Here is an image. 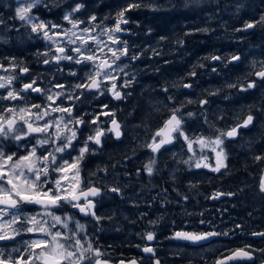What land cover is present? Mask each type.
<instances>
[{"label": "snow or ice", "instance_id": "6c2138e0", "mask_svg": "<svg viewBox=\"0 0 264 264\" xmlns=\"http://www.w3.org/2000/svg\"><path fill=\"white\" fill-rule=\"evenodd\" d=\"M53 3L59 6L57 0H53ZM19 5L15 9V17L29 27L37 38L48 42L45 45L47 51L35 53L37 63L52 67L48 69L51 73V79L47 81L49 86L41 87L39 81L43 73L33 74L16 57L9 58L7 65L0 62V70L11 72L0 76V90H3L0 92V104L8 102L0 106V264H112L111 254L94 241V237L88 234L87 225L81 221L87 217L94 225H98L105 219H111L98 215L97 205L106 193L122 194V189L104 183L109 171L107 166H97L94 171H86V161L98 152L102 154L110 138L123 143L124 126L108 103L101 101L102 111L80 115L78 110L74 114L75 103L66 105L65 101L83 103L82 97L88 99L90 95L98 99L105 93L115 101L128 99L131 93L124 89L137 83L138 75L131 71V62L140 61L149 52L148 48L137 51L139 46L130 44L129 39L125 38V34L136 35L131 30V24L135 21L131 20L128 13L140 9L142 4L137 0H126L125 5L111 18V23L104 24L103 21L109 20L110 14L99 18L90 15L87 20L78 18L76 14L85 9L86 5L77 2L63 16V20L71 25L70 28L32 15L34 8L49 7L47 0H19ZM0 24H3L2 18ZM257 24L264 26V16L255 23L245 22L243 28L236 31L246 32L254 29ZM196 31L206 33L209 29ZM184 35L190 36L192 33ZM0 39L3 37L0 36ZM160 42H168V37L161 35L157 45ZM176 43L183 46L184 40L177 37ZM150 50L153 56L161 55L158 47ZM202 59L217 62L223 69L232 65L230 72L241 70L243 64L241 56L235 54L222 56L210 53ZM65 68L69 69L67 77L72 78L74 83L65 84L57 79L58 75L64 74ZM197 68L203 69L205 64L198 62L193 65L187 77H196ZM211 71L218 73L219 70L213 66ZM25 79L28 82H24ZM184 80L182 77L180 81L162 88L166 94L165 99L171 102L163 104L168 115L152 132L150 142L143 147L150 149L153 154L163 155L162 149L169 151L167 146L180 144L192 153L182 161L190 168L210 169L215 173L227 170L226 142L235 141L243 135V130L251 131L255 127L256 117L252 114L254 105L247 106L248 114L242 120L237 117L234 124L219 128L214 121L209 120L210 100L207 97L219 96L223 88L240 92L258 87L264 89V60H253L243 77L238 76L232 83L225 82L222 88L204 89V94L196 99L187 98L191 93H183V100H178L176 93L169 94L170 87L177 90L193 88V83ZM242 80L245 82L242 83ZM32 93L38 94L37 98H42L44 102L36 103L30 98ZM193 104L199 105L197 111H186ZM212 115L216 120L224 119L223 113ZM261 116H264V111ZM101 117L105 119L101 120ZM199 117H203L207 127L204 132H200L199 128L193 132L189 121L195 120L199 124ZM83 129H90V133L84 136ZM10 142H15L16 150L12 149ZM21 147L25 149L23 153L19 151ZM131 151L135 155L136 149ZM207 152L214 154V166L208 162ZM125 158L131 160L132 156L126 155ZM253 159L264 161V155L254 156ZM155 163L156 160L150 158L144 166L149 176L154 172ZM261 191L264 192V182L261 183ZM221 195L231 196L234 193H216L212 198L217 199ZM32 208L39 210L30 211ZM77 216L80 218L77 219ZM149 223L155 224L156 221ZM200 223L205 221L201 220ZM24 235L35 238L24 241L20 246L8 248L10 243H15L17 238L22 239ZM221 235L228 236L229 233L182 229L175 231L170 239L199 244ZM252 235L264 239V232H253ZM142 238L153 241L156 238L155 232L148 231ZM142 251L154 257L156 250L146 245ZM257 251L261 253L260 264H264V249L258 250L251 245L232 250L215 264L240 260L256 264ZM117 264L126 262L121 259ZM127 264H138V261L132 259ZM154 264H160V260L156 258Z\"/></svg>", "mask_w": 264, "mask_h": 264}, {"label": "flooded vegetation", "instance_id": "af4514ba", "mask_svg": "<svg viewBox=\"0 0 264 264\" xmlns=\"http://www.w3.org/2000/svg\"><path fill=\"white\" fill-rule=\"evenodd\" d=\"M57 2L59 6H56L52 2V7L40 6L34 8L32 14H36L40 20H43L44 15L51 13V11L53 13L59 11L60 15L67 0H57ZM123 2L125 5L126 0H123ZM137 2L141 3L140 0H137ZM131 13L132 12L128 13V15L131 17L132 21H135V23L131 24V30L137 34L135 30L139 27L144 28L145 26L141 25L140 21L136 20V15ZM136 13H141V9L136 10ZM171 14V11L159 10L157 16L160 17L161 20L157 23H155V21L154 24L152 23L156 42H153L151 46L158 47L161 51V55L151 56V70L148 71L143 68L144 57H142L140 61L131 62L132 64L137 63L141 66H139L138 71H136L138 73L136 76L137 83L131 88L124 89L125 92L131 93L127 100L123 102L115 101L112 100L108 93H105L104 96H100L98 99L91 98L90 95L88 99L82 97L81 99L83 100V103L78 101H65L66 105L68 103H75L76 109H74V114L78 110V114L80 115H83L84 113L95 114L104 110L102 109L101 101L108 103L109 108L116 111L118 120L124 126V142L121 143L114 138H110L104 146V150L115 149L116 151L113 156V158H115L114 161H109V163L113 164L115 161H118V166L116 167H112L111 165L107 166L109 171L104 183L109 186L117 185L121 187L122 194L106 193L103 195L101 203L97 205L98 215L109 217L111 212H116L118 219L114 220V224L122 228L121 233L123 234L124 239L116 243L115 237H107L106 235H103L109 230L108 225H112L110 219H105L98 224H103L104 226L102 234H98L95 237V241L102 246L104 251L115 249L122 251V254H120L119 257L110 258L112 262L115 263L121 259L125 261L136 259L139 264H154V260L158 258L161 264H215L217 260L228 256L232 250L243 247L244 245H251L252 248L258 250L264 249V239L250 235L249 233L253 232V230L248 227V229L241 230V232H247L248 234L237 236L236 238H232L233 236H226L227 240L225 242H220L217 247L205 251L204 254H192L190 252L171 248V245L177 246V244L183 242L181 240L170 239L175 231L191 228L194 222L202 220L203 217L200 215L202 210L214 211L219 207L225 208L227 202L225 198H232L234 196L221 195L219 198L213 199L212 197L214 194H227L232 193L231 190H234L236 191L235 194H237V199L239 198V193L243 192L239 184L245 183H238L237 179H235L239 178L240 175H244L246 178L248 176L247 184L249 187L246 195H248L250 191L257 190L260 192L259 196L264 200V192L261 191L264 167L260 172L259 168L253 166L254 163L258 162L254 161L253 157L264 155V146H262L264 145V141H260V147L257 144L251 145L250 141L263 118L261 112L264 111V104H261L259 98L264 94V89L258 87L257 89H252L248 92H240L237 89L223 88L219 96L207 97L210 100L208 106V112L210 114L209 118L214 121L219 128H225L234 124L237 117L242 120L248 114L249 109L247 106L254 105L252 108V114L256 117V120L254 121L255 127L252 128L251 131L247 129L243 130V135L237 137L235 141L226 142L225 150L228 159L225 163L227 165V170L222 169L220 173L212 172L210 169L190 168L188 165L182 163V161L188 159L192 153L187 152L186 147L182 148L180 144H176L175 147L167 146L170 148L169 151H163L162 149L163 155L153 154L150 149L139 146L127 133V126L129 125L128 116L129 113H132L136 116L134 121L139 123L141 128L146 130V132L140 137H144L145 143L150 142L152 132H154L162 124L163 120L167 118L168 113L163 108V104H170L171 102L165 99L166 94L162 92V88L170 86L172 82L180 81L183 77L185 78L184 82L193 83V88H181L177 90L170 87L169 94H171V92L176 93L177 99L183 100L185 99L183 93H191L187 98L196 99L198 96L204 94V89L212 90L222 88L225 82H235L238 76H244V72L249 67L247 64L248 61L244 60L243 55L238 49H234V45H226L225 47L223 45L221 46V43L218 40H208L206 36L201 37L198 32L186 36L184 34L190 31L185 27L184 23L176 24V26L171 25L173 26L172 31H175H170V24H168L169 22L166 20L167 18H165V16ZM164 26H167L166 29ZM161 35L167 36L168 42H160L159 45H157V41ZM132 36L134 35L125 34V38L127 39ZM177 37L184 40L183 46L177 45ZM4 40L5 38L0 39V62L7 65L9 58L16 57V55L11 54V51L15 48L12 47L13 44L18 42V40H14L13 44H9V42L6 43ZM34 41H36L38 45L39 42H41L37 38ZM30 44L31 43L28 44V50L18 46L19 53L22 56L18 55L17 59L23 61L32 70L33 74H44L39 81L40 86L44 87L45 82L47 81V73L43 68L49 65H41L37 63L36 55H31ZM41 45L43 46V44ZM41 45H39L38 52L41 50ZM138 46L139 48L137 51L142 48L143 43L138 44ZM42 48L45 51V46ZM212 48H216V51H211L210 49ZM210 53L222 56H230L233 54L240 55L243 61V64L240 66L241 70L230 72L229 69L233 67L232 65H229L228 69H223L217 62L204 61L202 58L208 56ZM165 61H168V63H165ZM198 62L204 63L205 68H197L196 77H187V73L192 69V66L196 65ZM213 66L218 68V73L211 71ZM157 68H159V71H156ZM6 73L11 74L10 71ZM249 79L251 78L249 77ZM24 82L28 81L25 79ZM244 82L245 81L242 80V83ZM145 86H147L148 90H144ZM37 95L38 94L36 93H32L30 98L36 103H43V99H38ZM225 96L229 97V99H223ZM145 97L157 98L158 107L155 106V108H150L147 113L145 111V105L148 101ZM135 101L140 106H143V111H139V108H137L136 111L134 108ZM57 103H59V101H57ZM261 105L262 109L257 111L256 108ZM198 108L199 105L193 104L189 105L186 111L191 110L195 112ZM128 109H132L133 111H128ZM140 113L143 114L142 119L138 117ZM213 113H223L224 119L216 120L215 116L212 115ZM104 119V117H101V120ZM201 120H203V117H199V122ZM189 124L192 125V131L196 132V121L190 120ZM104 126L107 127L106 124ZM93 127H95V125H93ZM199 131L203 132V129H199ZM89 133L90 129H83L84 136ZM11 143L14 144V146L11 145L12 149L16 150L15 142ZM256 146L258 147L254 149L253 147ZM133 148L136 149L135 155H133L131 151ZM75 154L76 153H73V155ZM100 154L101 153L98 152L87 159L86 171H94L96 169V166H93L92 161L95 158L100 159ZM207 154L209 156L208 162L212 163L214 166V160L212 159L214 154L211 152H207ZM126 155L132 156V159H126ZM150 158H154L157 162L154 165V172L151 176H149L146 170H144V166L149 163ZM236 161L246 162L251 164V166H249L247 170L238 173V168L235 164ZM137 172H139V175H137ZM231 177H234L232 181ZM92 179L96 180V177H93ZM144 182H146L147 185H145ZM191 185H195V187H192ZM185 196L187 199H184ZM249 202L257 204L260 207L258 211L264 218V203H257V200H249ZM236 206L243 207L239 202ZM236 206L234 209L237 208ZM253 209H255V207ZM194 211L195 213L197 212V215ZM187 213H191V215H188ZM204 217L206 216L204 215ZM77 218L80 217L77 216ZM82 221L90 222L93 227L98 226L94 225L91 219L87 217ZM150 221H156V223L150 224ZM258 223L264 225V221L261 222L258 220ZM148 231L155 232L156 238L153 241H146L142 238L143 234ZM109 239L110 242L105 244ZM137 245L140 247L138 248ZM146 245L153 247L156 250L154 257L152 254L144 253L142 251V248ZM255 256L256 264H260L261 253L257 251ZM228 264H247V262L244 260L238 262L229 261Z\"/></svg>", "mask_w": 264, "mask_h": 264}, {"label": "rangeland", "instance_id": "374dc122", "mask_svg": "<svg viewBox=\"0 0 264 264\" xmlns=\"http://www.w3.org/2000/svg\"><path fill=\"white\" fill-rule=\"evenodd\" d=\"M101 1L108 3L114 0H101ZM140 1L142 4V8H140L141 13H136L135 10L132 11L131 14L136 15V20H139L141 25H144L145 28L139 27L138 29L135 30L137 34L128 39L132 44L135 43L136 45H138L143 43L141 49L144 48L149 49V52L146 54V56H144L145 60L143 62V68L148 71L151 70L152 68V61H151L152 53L150 49L152 47H155L151 45L153 44V42H156V37L155 34L153 33L152 23L154 24V21L155 23H157L161 20V18L157 16L159 10L172 12L171 15L165 16V18H167L166 20L169 22L168 24H170V31L173 30V26L171 25L176 26V24L184 23L185 27L191 33L198 32L201 37L206 36L208 40L209 39L218 40L224 47L226 45H234V49L236 50L238 49L240 51V53L243 55L244 60L248 61L247 63L248 65H250V63L253 60H264V26L257 24V26L254 29L248 30L246 32L236 31V29L243 28L245 22L255 23L260 19L261 16H264V0H140ZM47 2L49 6L52 7L53 1L47 0ZM77 2L84 3V0H67V2L65 3L66 7H64V9L61 11L59 15L60 18L59 23L63 24L65 28H70L71 25L68 24L67 21L63 20V16L66 12L71 11L70 6H73ZM123 5L124 2L122 0L120 7L122 8ZM143 5H147V7ZM19 6H20L19 0H14V1L0 0V18L3 19V24H0V36H2L3 39L5 38L4 41L6 43L9 42V44H13L14 40H18V42L13 44L12 47L15 48H13V50L11 51V54L16 55V58H18V55L22 56L19 53L18 46L22 47L25 50H28L29 43H31L30 44L31 55L34 56L35 53L39 51V47H40L39 45L43 44V46H45L48 42L42 38H37L35 33L30 32L29 27L24 26L23 22H21L18 18L15 17V9ZM112 7H113V3L107 6L103 5L100 8L99 11L100 14L97 13L95 15L98 18L108 16L109 12L105 14H103L102 12L104 10L110 11ZM85 14L89 15V6L87 5L85 9H83L80 13H77L76 16L80 19L87 20L89 16H86ZM91 15H93V11ZM34 16L37 17L36 14ZM110 21L111 20L109 19L103 21V23L110 24L108 23ZM84 26L85 25H81V27ZM166 27L167 26H164L165 29ZM203 28H208L209 31L206 33L196 31L197 29H203ZM35 37L41 41L39 42V45L36 41H34L36 40ZM43 46L41 45L40 52L41 51L44 52V49L42 48ZM210 50L216 51V48H212ZM45 51H47L46 47H45ZM132 65L133 67L131 68V71L133 72L138 71L139 66H141L140 64L138 65L137 63ZM50 67L52 66H47L43 68L47 73V79H46L47 81L51 79V73L48 71ZM53 71H54V67H53ZM2 75H9V74L0 71V76ZM61 76L60 75L57 76V79H59L61 82H65L64 79L61 78ZM47 81L45 82V86H49L47 85ZM73 82L75 81L73 80ZM144 90H148L147 86H145ZM0 92H3V90H0ZM146 99L148 101V103L145 105L146 107L145 111L147 113L150 110V108H155V106L158 107L157 98L155 99L154 97H149ZM259 100L261 101V104H264V100H262V97H260ZM7 103L8 102H3V104H7ZM3 104H0V106H3ZM134 108L136 109V111L137 108H139V111H143V106H140L138 103H136V101ZM256 109L257 111H260L262 109V105ZM128 111H133V110L128 109ZM138 117L142 119L143 114L140 113ZM135 118H136L135 115L129 113L128 116L129 125L127 126V133L129 134V136H131V139L133 141H136V143L139 146H143L145 144V140L144 137H140V136L144 134L146 130L141 128L140 124L134 121ZM196 127L201 130L203 129L204 132L207 126L204 125L203 120H201L199 124H196ZM262 134H264V116L261 119L258 129L254 132V135L251 138L252 140H250L251 145H256V144L259 145L260 141H264V135ZM11 145L14 146L13 143H11ZM257 147L258 146L253 148L255 149ZM19 151L23 153L25 149L21 147ZM114 153H116L115 149H105L103 153L99 155L100 159L95 158L92 161L93 166L96 167L97 166L104 167L108 165H111L112 167L113 165H115V167L118 166V161H115V163L113 164L109 163V161H114L115 159L113 158ZM239 160H243V159H239ZM235 164L238 168V173L247 170V168L251 166V164L242 161H236ZM253 166L259 168L261 172V169L264 167V162H256L253 164ZM233 179L234 177H231V181ZM235 179H237L238 183L245 182L244 184H239L243 192L239 193L238 199H237V194H235L236 191L231 190L232 193H234V196L232 198H225L227 200L225 208L219 207L217 210L214 211L202 210L201 213H203V215L201 216L203 217L202 220H204L205 223L201 224L200 223L201 220H199L197 222H194L191 228H185L183 230L195 231V232H208V231L228 232L229 233L228 236H233L232 238H236L237 236L248 234L247 232H241V230H245L248 228L253 230V232H264V225L258 223V220H260L261 222L264 221L263 216L258 211L260 207L257 204L249 202V200L251 201L257 200V203L260 204L264 203V200L259 196L260 192L257 190L250 191L249 194L246 195L248 191L247 189L249 187V185L247 184L248 176L246 178V176L240 175L239 178H235ZM144 184L147 185L146 182H144ZM238 202L241 203V206L243 207L236 206ZM235 206L237 208L234 209ZM254 207L255 209H253ZM37 210L39 209L38 208L30 209V211H37ZM195 214L197 215V212ZM204 215L206 217H204ZM109 217H111L110 220L112 222V225H108L109 230L106 231V233L103 235H106L107 237H115V241L117 243L124 239L123 234L121 233L122 228L114 224V220L118 219L116 212L115 213L111 212ZM81 222L87 225L88 234L94 237V241H95V237L98 234H102L103 231L102 229L104 227L103 224L98 225L97 227H93V225L88 221H81ZM237 225H240L241 227L237 228L236 227ZM253 232H250L249 234L252 235ZM33 238L35 237L31 235H24L22 239L17 238V241L15 243H10L8 245V248L11 249L12 247L20 246L23 244L24 241ZM226 240H227L226 236L221 235L218 237H212L208 241H203L200 242L199 244H191L190 242L183 241L180 242L181 244H177V246L171 245V248L179 249L184 252H190L192 254L194 253L204 254L205 251L214 249L220 244V242L222 243L225 242ZM109 242L110 239L105 244H108ZM224 244H228V243H224ZM105 251L111 254L110 258L119 257L120 254H122V251L117 249L105 250Z\"/></svg>", "mask_w": 264, "mask_h": 264}, {"label": "trees", "instance_id": "16d2710c", "mask_svg": "<svg viewBox=\"0 0 264 264\" xmlns=\"http://www.w3.org/2000/svg\"><path fill=\"white\" fill-rule=\"evenodd\" d=\"M101 2V3H100ZM121 2H122V0H114V1H110V2H103V1H101V0H84V3L87 5V6H89V15H86V16H90L91 14H92V11H93V15H95V14H97V13H100L99 11H100V8H101V6H107V5H109V4H112L113 3V7L110 9V11L108 10H104L102 13L103 14H105V13H108V16H109V14H110V20H111V18L112 17H115V15H116V12H117V10L118 9H120L121 7H120V4H121ZM66 7V6H65ZM58 16H57V15ZM112 15V16H111ZM59 11H57V12H55V13H53L52 11H51V13H47L46 15H44V21H47V22H54V23H57L58 24V22H59ZM108 23H111V21L110 22H108ZM60 24V23H59ZM144 26V25H143ZM151 27V26H150ZM145 28V27H144ZM68 70L69 69H67V68H65V72H64V74L61 76V78L62 79H64V81L65 82H63V83H65V84H68V83H74L73 82V79L72 78H70V77H67V72H68ZM59 76V75H58Z\"/></svg>", "mask_w": 264, "mask_h": 264}, {"label": "bare ground", "instance_id": "6f19581e", "mask_svg": "<svg viewBox=\"0 0 264 264\" xmlns=\"http://www.w3.org/2000/svg\"><path fill=\"white\" fill-rule=\"evenodd\" d=\"M258 2V1H257ZM163 3V2H162ZM260 6V5H259ZM192 11V10H191ZM246 11V10H245ZM144 12V11H143ZM147 13H150V12H147ZM100 14V13H99ZM152 14V13H151ZM235 15V14H234ZM112 16V15H111ZM235 17V16H234ZM224 18V17H223ZM232 18V17H231ZM234 19V18H233ZM231 25V24H230ZM228 27V26H227ZM233 27V26H232ZM230 28V27H229ZM224 31H225V29H224ZM226 31H229V30H226ZM231 31H233V30H231ZM231 31H230V34H231ZM238 33V32H237ZM233 35V34H232ZM230 36V35H229ZM236 36V35H235ZM216 37V36H215ZM241 37V36H240ZM224 38V37H223ZM261 40V39H260ZM217 41V40H216ZM231 43V42H230ZM221 46H222V44H221ZM253 46V45H252ZM180 57V56H179ZM242 224V223H241ZM251 226V225H250Z\"/></svg>", "mask_w": 264, "mask_h": 264}, {"label": "water", "instance_id": "95a60500", "mask_svg": "<svg viewBox=\"0 0 264 264\" xmlns=\"http://www.w3.org/2000/svg\"><path fill=\"white\" fill-rule=\"evenodd\" d=\"M262 182H264V176H263ZM125 262H126V264H127L128 261H125ZM112 264H117V263L112 262ZM138 264H139V263H138ZM160 264H161V263H160Z\"/></svg>", "mask_w": 264, "mask_h": 264}]
</instances>
